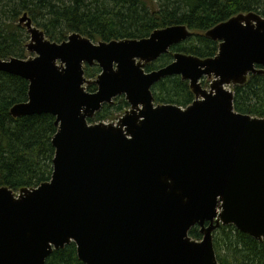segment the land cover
Returning a JSON list of instances; mask_svg holds the SVG:
<instances>
[{
	"label": "water",
	"instance_id": "obj_1",
	"mask_svg": "<svg viewBox=\"0 0 264 264\" xmlns=\"http://www.w3.org/2000/svg\"><path fill=\"white\" fill-rule=\"evenodd\" d=\"M19 23L33 56L0 58L1 72L29 82L11 114H52L57 132L49 181L0 187V264H45L71 243L85 264H220L214 231L227 225L264 241V118L236 111L227 88L264 75V16L241 13L208 30L214 57L175 52L148 74L193 35L186 25L95 43L79 32L54 42L27 12ZM95 63L102 72L90 81L84 68ZM174 75L195 97L185 108L155 103L151 87ZM121 95L131 107L116 121L89 122Z\"/></svg>",
	"mask_w": 264,
	"mask_h": 264
},
{
	"label": "trees",
	"instance_id": "obj_2",
	"mask_svg": "<svg viewBox=\"0 0 264 264\" xmlns=\"http://www.w3.org/2000/svg\"><path fill=\"white\" fill-rule=\"evenodd\" d=\"M25 12L34 25L57 42L73 32L99 42L145 38L156 29L186 25L193 35L159 58V67H163L173 60L175 52L214 57L219 42L207 37L206 32L241 13L264 16V0H0V58H26L30 35L19 23ZM151 69L155 66L147 68ZM99 72L97 66L86 68L88 78ZM203 85L208 84L203 80ZM88 90L95 91L96 86ZM28 91V80L0 71V187L8 186L15 192L37 187L53 174L55 116L44 113L14 118L11 114L15 104L28 100ZM233 91L236 111L264 118V75L251 74L245 84L233 86ZM153 92L157 103L182 107L195 98L189 82L179 75L163 78ZM113 104L89 121H116L130 107L124 95ZM190 236L201 238L200 229L192 228ZM214 246L220 264H264V241L234 225L221 226L214 232ZM45 264L85 263L78 257L76 244L71 243L54 250Z\"/></svg>",
	"mask_w": 264,
	"mask_h": 264
},
{
	"label": "flooded vegetation",
	"instance_id": "obj_3",
	"mask_svg": "<svg viewBox=\"0 0 264 264\" xmlns=\"http://www.w3.org/2000/svg\"><path fill=\"white\" fill-rule=\"evenodd\" d=\"M158 60H159V59H157L156 61L158 62ZM154 62H155V61H154ZM154 62L148 63V64L144 67V70H145V72H146L147 74H148V73H152L153 71L158 70V69L161 68V67H156L155 69L147 70V68H148L150 65H151V66H153V65L155 66V63H154ZM95 66L99 67L100 72H99L95 77H93V78H88L87 75H86V68H87V67H95ZM84 70H85V76H86V78H87L88 80H90V81L96 80V79H97V76H98L99 74H101V72H102V69H101V67L99 66L98 63H95V64H93V65L86 64ZM157 83H158V82H157ZM155 84H156V83H155ZM155 84H154V85H155ZM91 85H95V86H96V90H97L98 86H97L95 83H92V82H91L90 84H86V90H87L88 92H95L96 90H95V91H89V90H88V87L91 86ZM154 85L151 87V90H152V94H153V97H154V100H155V95H154V92H153V87H154ZM115 99H116V98H115ZM115 99L113 100V103H115ZM113 103H112V105H114ZM128 103H129V102H128ZM155 103H156V104H162V103H157L156 100H155ZM106 105H110V104H104V105L102 106V108H101L99 111L103 110V109L105 108ZM110 106H111V105H110ZM129 106L131 107L130 104H129ZM130 107H129V108H130ZM99 111H98V112H99ZM96 114H97V113H96ZM96 114H95V115H96Z\"/></svg>",
	"mask_w": 264,
	"mask_h": 264
},
{
	"label": "rangeland",
	"instance_id": "obj_4",
	"mask_svg": "<svg viewBox=\"0 0 264 264\" xmlns=\"http://www.w3.org/2000/svg\"><path fill=\"white\" fill-rule=\"evenodd\" d=\"M22 16H23V14L20 16V18H21ZM20 18H19V19H20ZM21 25H22V24H21ZM26 33H28V32H26ZM69 35H70V34H69ZM46 37H47V36H46ZM47 38H48V37H47ZM66 39H67V38H66ZM66 39H65V40H66ZM91 40H92V39H91ZM52 41H54V40H52ZM63 41H64V40H63ZM92 41H93V40H92ZM54 42H57V41H54ZM61 42H62V41H61ZM93 42H94V41H93ZM95 43H97V42H95ZM30 56H33V54H30V53H27V52H26V58H28V57H30ZM154 63H155V68H156V67H159V65H160L159 62L155 61ZM204 82H207L208 85H207V86L203 85V86L209 90L211 80L205 78V79H204ZM227 88L233 90V85H229V86H227ZM194 100H195V98H194ZM194 100H193V101H194ZM183 108H185V107H183ZM116 115H118V113H117ZM119 116H120V115H119ZM198 228H199V227H198ZM216 230H217V229H216ZM216 230H215V231H216ZM215 231H214V232H215ZM202 238H203V235L201 234V238H199V239L197 238V240H201ZM195 239H196V238H195Z\"/></svg>",
	"mask_w": 264,
	"mask_h": 264
}]
</instances>
